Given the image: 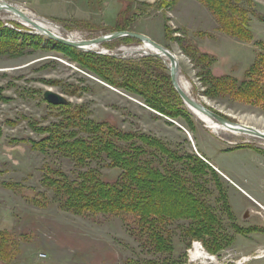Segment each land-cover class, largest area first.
Wrapping results in <instances>:
<instances>
[{
    "label": "rangeland",
    "instance_id": "rangeland-1",
    "mask_svg": "<svg viewBox=\"0 0 264 264\" xmlns=\"http://www.w3.org/2000/svg\"><path fill=\"white\" fill-rule=\"evenodd\" d=\"M3 1L69 41L145 35L191 98L264 131V0ZM23 22L0 12V264H264V140L208 128L138 40L72 51Z\"/></svg>",
    "mask_w": 264,
    "mask_h": 264
},
{
    "label": "water",
    "instance_id": "water-1",
    "mask_svg": "<svg viewBox=\"0 0 264 264\" xmlns=\"http://www.w3.org/2000/svg\"><path fill=\"white\" fill-rule=\"evenodd\" d=\"M2 3H3L4 7L9 8L10 12L17 15L21 20L31 24L34 27V29L36 30L37 34H39L41 36L42 35L46 36L47 39L52 40L54 42H57L59 44H62L66 47L75 48V49H79V50L83 51L82 49L85 47H91V46H98L99 47L102 44L113 42V41L121 39V38H132V39L138 40L142 44L147 43V44L152 45L156 51H158L159 53L165 54L167 56L168 60L170 61V67L168 66V64H167V66L169 67L172 84H173L175 90L177 91V93L179 94V96L181 97V99L183 100L184 104L187 107H190L194 110L202 112L207 117H209L210 119H212L214 121H217L221 125H226V126L229 125L231 127H234L237 125L236 123L230 122L229 120H227V119L215 114L214 112L206 109L202 104H200L198 101L191 98V96L189 94H187L185 91H183L181 89V87L179 86V82L177 79V68H176L175 62L173 61L174 56L168 50H166V48L159 45L158 43H156L155 41H153L149 37H147L145 35L133 33V32L116 31V32H113L111 34L102 35L100 37H97V38H94L91 40H82L81 42H72V41H69L67 39L61 38V37L55 35L53 32H51V31L47 30L46 28L40 26L39 24H37L35 21H33L31 18H29L24 12H22L18 8L6 3L5 1H3ZM159 53L149 54L147 52H142V54L147 55V56L154 55L158 58H162V54H159ZM44 99L49 104H52L54 106L65 105L67 103V101L65 100V98L63 96L56 94V93H53V92H49V91L45 92ZM236 131H238V133H241V134H249V135L264 139V134L261 133L260 131L256 130V129H253V128L241 127V128H239V130H236Z\"/></svg>",
    "mask_w": 264,
    "mask_h": 264
},
{
    "label": "trees",
    "instance_id": "trees-1",
    "mask_svg": "<svg viewBox=\"0 0 264 264\" xmlns=\"http://www.w3.org/2000/svg\"><path fill=\"white\" fill-rule=\"evenodd\" d=\"M210 4L211 3H213V2H215V0H207ZM213 1V2H212ZM225 2H228V0H224ZM229 3V2H228ZM217 4V3H216ZM219 5V4H218ZM223 10H225V9H223ZM226 11V10H225ZM228 11H226V13H227ZM230 12V11H229ZM123 13V12H122ZM219 13V12H218ZM225 13V14H226ZM220 14V13H219ZM121 15V14H120ZM224 18H227L228 20L227 21H229L228 22V24H226L225 26L227 27V28H229V31H230V33L231 34H249V33H251V35H252V37H253V34H252V32L246 27V25H245V23H244V21H242V19L240 20L238 17H236L235 19H233V17H231V15H229L228 13H227V15L226 16H224ZM118 26V25H117ZM3 30H6V31H9V32H15V33H18V32H16L15 30H12V29H9L8 27H6V26H3V27H0V31H3ZM115 31H126L125 29H118L117 27H116V29H114V31L113 32H115ZM125 40V39H127V38H121V39H119V40H116V41H121V40ZM134 40V39H133ZM116 41H113V42H116ZM113 42H110V43H113ZM105 45V44H104ZM63 46V45H62ZM65 49H70V50H72V51H75L76 49H73V48H70V47H66V46H63ZM112 58V57H111ZM143 58V57H142ZM144 58H147V59H152V60H154V61H156V62H159L160 64L162 63L163 64V62L161 61L162 59H160V58H157V57H154V56H148V57H145L144 56ZM121 60H124V61H126V60H131V58L130 59H121ZM163 66H165L164 64H163ZM166 67V66H165ZM262 68L264 69V65L262 66ZM252 91L254 92L255 90V88H254V86L252 85ZM261 91H263V89H261ZM150 173H151V171H150ZM91 175V174H90ZM144 175H146V174H144L143 173V175L141 176V178L140 179H137L138 180V182H139V180H143L144 179ZM92 176V175H91ZM91 176H89V178L88 179H90V180H92L93 179V177L91 178ZM130 178H129V180L130 181H135L133 178H132V175H130L129 176ZM95 178V177H94ZM148 178V177H147ZM95 180V179H94ZM130 181H127V183L129 184V186L130 187H132L131 186V184L129 183ZM94 185H93V189H94V191H96V197L94 198L95 199V201L91 198V200L89 201V202H87V203H85V201L83 202V204L81 203V205H83L84 206V208H87L88 207V205H89V203L90 204H92V203H94V204H92V206H90L89 208H91V207H96V206H104V202H103V189H101L102 187H106L103 183H101L99 180H95L94 182ZM127 183L126 184H124L125 185V187L127 186ZM123 185V186H124ZM137 190V189H136ZM126 191V189H122L120 192H122L123 194H124V192ZM132 194V193H131ZM128 195L129 194H127V197H128ZM140 195L142 196V194L140 193ZM133 197H135V195L133 194L132 195ZM78 200H81V199H79L78 198ZM97 200L99 201V200H101L102 202H97ZM106 203V202H105ZM150 213V215L152 214V212H149ZM146 214H148V213H146ZM157 214V216L159 215L158 213H156ZM154 221H152V222H150V226L152 225V223H153ZM151 228H152V226H151ZM153 240H154V242L158 245V247L160 248V249H164V247H162V239H161V237L158 235V234H155V235H153Z\"/></svg>",
    "mask_w": 264,
    "mask_h": 264
},
{
    "label": "bare ground",
    "instance_id": "bare-ground-1",
    "mask_svg": "<svg viewBox=\"0 0 264 264\" xmlns=\"http://www.w3.org/2000/svg\"><path fill=\"white\" fill-rule=\"evenodd\" d=\"M6 11V12H10V10H9V8H7V7H4L3 6V3L2 2H0V12H2V11ZM24 12V11H23ZM25 13V12H24ZM10 14L12 15V16H14V17H16V18H19L17 15H15V14H13L12 12H10ZM29 18H31L33 21H35L37 24H39L40 26H42V27H44L45 25H43V24H41L40 22H38L37 20H35L34 18H32L31 17V15H29L28 13H25ZM19 20H21L20 18H19ZM22 21V20H21ZM23 24L25 25V26H29V27H31V28H34L31 24H29V23H27V22H23ZM45 28V27H44ZM35 30V29H34ZM50 30V29H49ZM53 31V30H52ZM57 35V34H56ZM70 40H72V41H75V42H81V40H76V39H73V38H70ZM97 48H100V46L98 47V46H91V47H85V48H83L82 50L83 51H91V50H96ZM73 49H75V48H73ZM146 51L147 53H159L158 51H156L154 48H153V46L152 45H150V44H147V43H144L143 44V48H142V51ZM171 53V52H170ZM159 54H162V53H159ZM173 56H174V59H173V61L175 62V65H176V68H177V79H178V58H177V56L175 55V54H173V53H171ZM160 59H167V56L165 55V54H162V58H160ZM169 61V60H168ZM166 64H169L168 66L170 67V61L167 63L166 62ZM178 82H179V86L181 87V89L183 90V91H187V87L184 85V84H181L180 83V81H179V79H178ZM197 117H198V119L199 120H201L204 124H206V126L208 127V128H210V129H212V130H215V131H226V132H231V133H234V134H241V133H238V131H236V130H239V128H241V127H245V128H253V127H250V126H246V125H242V124H237L236 126H234V127H231V126H229V125H221V124H219L217 121H214V120H212V119H210L209 117H207L205 114H203L202 112H200V111H197V110H194V109H192V108H190V107H188ZM253 129H255V128H253ZM257 130V129H256ZM258 131H260L261 133H263L264 134V131H261V130H258ZM245 135H247V136H250V137H255V136H252V135H249V134H245ZM255 138H258V137H255ZM261 139V138H260ZM262 140H264V139H262ZM220 172V171H219ZM194 257L195 258H198V259H201V260H208V259H210L209 257V255L205 252V251H203V249H201L200 248V246L199 245H196V252L194 253Z\"/></svg>",
    "mask_w": 264,
    "mask_h": 264
},
{
    "label": "crops",
    "instance_id": "crops-1",
    "mask_svg": "<svg viewBox=\"0 0 264 264\" xmlns=\"http://www.w3.org/2000/svg\"><path fill=\"white\" fill-rule=\"evenodd\" d=\"M256 202V201H255Z\"/></svg>",
    "mask_w": 264,
    "mask_h": 264
}]
</instances>
